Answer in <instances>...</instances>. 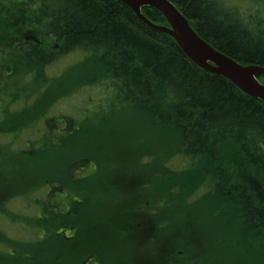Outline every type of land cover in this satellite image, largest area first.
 Masks as SVG:
<instances>
[{
  "label": "trees",
  "instance_id": "trees-1",
  "mask_svg": "<svg viewBox=\"0 0 264 264\" xmlns=\"http://www.w3.org/2000/svg\"><path fill=\"white\" fill-rule=\"evenodd\" d=\"M172 1L212 45L245 64L264 65V15L259 14L260 9L258 15H252L250 9L230 0ZM143 12L155 22L169 24L152 6H144ZM25 30L55 39L56 47L49 49L45 46L47 41L36 33L32 34L36 42L18 47ZM20 50L25 60L22 67L28 70L27 67L36 66L29 77L39 75L50 60L78 53L86 61L84 74L88 87H104L113 98L110 109L121 106L126 111L140 109L150 115L159 134L154 140L158 147L166 143L167 152L162 157L164 167L157 168V172L162 171V185L156 189L158 198L149 210L137 212L135 217L139 221L131 224L139 232L145 227L155 228V235L149 233L151 238L145 237L142 245L158 241L154 238L158 237V229L165 230L166 219L158 218L159 198L167 200L172 214L179 211L177 199H182V195L185 198L202 193L197 200L207 203L211 220L229 233H234L233 229L239 233L232 234L231 240L222 246L228 242L252 252L258 249L264 258V100L247 94L225 76L197 65L171 35L148 25L120 0H0V53L4 56L10 52L19 59ZM259 78L264 82V74ZM89 100L90 96L85 101ZM45 121L49 127L45 136L51 129L56 133L55 126L62 122L65 127L58 138L77 132L75 119V124L73 120L55 117H47ZM85 154L63 162L59 180L45 177V194L33 187L20 186L26 189L20 193L22 197L37 193L25 206L33 202L41 213L23 217L30 227L42 229L46 237L32 243L16 238L11 242L5 241L4 232L0 234V258L8 256L18 261L19 252L43 254L46 244L41 245L51 235H59L61 241L76 238L66 237L69 226L74 225L71 223L74 212L58 213L57 200L61 199L59 193L60 196L66 193L63 203L69 202L71 206L73 202L68 198L75 191L68 183L75 182L73 177L80 180L95 173L90 174L88 167L96 158ZM3 183L0 176V202L19 198L18 193L9 195L18 188L5 190ZM78 199L81 203V198ZM23 217L17 215L19 219L15 220H24ZM53 218H57L54 227ZM164 241L165 238L159 240L160 248L156 251L163 249L165 258L160 264H190L186 254L192 250L190 244ZM59 246L66 247L63 243ZM200 256L208 257L205 252ZM93 257L96 264H102L104 259L96 250L89 251L77 264H94ZM222 262L214 259L208 264H225Z\"/></svg>",
  "mask_w": 264,
  "mask_h": 264
},
{
  "label": "rangeland",
  "instance_id": "rangeland-1",
  "mask_svg": "<svg viewBox=\"0 0 264 264\" xmlns=\"http://www.w3.org/2000/svg\"><path fill=\"white\" fill-rule=\"evenodd\" d=\"M229 2L250 9L252 15H258L256 12L260 9L259 14L264 15V0ZM24 32L20 38L25 40V45L34 41L32 34L36 33L47 41L45 46L49 49L56 47L53 38L44 37L39 32ZM23 54L20 50L21 59H24ZM3 57L0 53V59ZM81 58L78 53L64 54L55 61L50 60L39 75L33 77L29 74L36 66L31 65L25 70L15 64L11 74L7 73V66L0 68V78L11 75V84L15 88L14 100L0 91V176L4 178L5 190L18 188L9 195L19 194V198L0 202V234H7L5 241L14 242L16 238L32 243L37 238L43 240L46 237L42 229L30 227L23 217L41 213L33 202L25 206L27 201L34 200L37 193L29 198L22 197L20 193L26 189L20 186L33 187V190L45 194L43 179L53 176L59 180L63 162L81 158L84 153L96 158L88 167L89 173L95 171L94 174L80 180L73 177L75 182L68 183L75 191L68 198L73 202L71 206L69 202L63 203L66 193L58 195V199L61 198L57 200L60 203L58 213L74 212L71 217L74 225L69 226L66 237L72 235L76 238L61 241L59 235H51L41 245L44 247L46 244L44 249L48 255L40 251L34 255L19 252L18 261L5 256L0 258V264H77V260L80 263L89 251L94 250L101 253L102 264H160L165 258L162 257L163 249L156 252L161 238L182 245L190 244L192 250L186 253L190 264H204L203 261L208 264L214 259H222L225 264H264V258L260 257L263 253L260 254L258 249L252 252L238 244L231 246L228 242L222 246L238 232L233 229L234 233L230 234L224 226L211 220L207 203L197 200L202 193L179 197V211L172 214L167 200L159 198L157 206L161 216L158 218L166 219L165 230L158 229V237H154L158 241L141 244L145 237L155 235V228L145 227L139 232L133 226L139 221L135 214L149 210L158 198L156 189L160 183L162 185V171L157 172V168L164 167L162 164L166 163L162 157L167 152V145L163 143L158 147L156 144L154 138L157 139L159 134H156L150 115L144 110L126 111L121 106L110 109L113 100L110 93L104 87H88L84 74L86 61ZM88 96L89 102L85 101ZM4 103L10 107L4 109ZM47 117L73 120V124L75 119L77 132H73L71 137L58 138L59 131L61 133L65 127L62 122L55 126L56 133L51 129V133L45 136L49 129L45 121ZM164 141L169 142V139ZM166 165L170 166V163ZM157 173L159 177L155 176ZM78 198H81V203ZM46 206L49 205L46 203ZM17 215H22L24 220H15L19 219ZM57 218L52 219V225ZM64 228L68 229L67 226ZM195 240L197 243L192 244ZM59 243L66 247H60ZM202 252L208 257L202 258ZM145 256L148 258L144 259ZM91 261L96 264L94 257Z\"/></svg>",
  "mask_w": 264,
  "mask_h": 264
},
{
  "label": "water",
  "instance_id": "water-1",
  "mask_svg": "<svg viewBox=\"0 0 264 264\" xmlns=\"http://www.w3.org/2000/svg\"><path fill=\"white\" fill-rule=\"evenodd\" d=\"M130 6L138 17L151 27L171 35L185 53L200 67L223 75L247 94L264 100V65L245 64L206 40L191 24L189 18L172 0H120ZM144 6L158 9L169 25L158 24L142 11Z\"/></svg>",
  "mask_w": 264,
  "mask_h": 264
},
{
  "label": "flooded vegetation",
  "instance_id": "flooded-vegetation-1",
  "mask_svg": "<svg viewBox=\"0 0 264 264\" xmlns=\"http://www.w3.org/2000/svg\"><path fill=\"white\" fill-rule=\"evenodd\" d=\"M18 47L24 46V42L18 43ZM4 59H0V68L7 66V73L11 74L13 70L15 69V64H18V67H22V63L25 62V60L12 57L10 52L4 53ZM10 72V73H9ZM12 76L9 75V77L0 78V91L5 97L8 96L11 100H14L13 94H14V87L11 84ZM4 109L5 107H10L7 103L2 104Z\"/></svg>",
  "mask_w": 264,
  "mask_h": 264
}]
</instances>
